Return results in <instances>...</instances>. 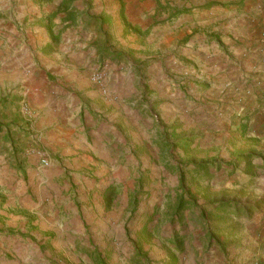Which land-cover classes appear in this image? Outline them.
Listing matches in <instances>:
<instances>
[{"label":"rangeland","instance_id":"rangeland-1","mask_svg":"<svg viewBox=\"0 0 264 264\" xmlns=\"http://www.w3.org/2000/svg\"><path fill=\"white\" fill-rule=\"evenodd\" d=\"M183 2L150 0L149 13L157 8L159 14L148 17L149 43L145 38H123L124 44L104 47L100 59L91 56L90 63L81 64L85 73H112L108 86L128 90L126 106L114 96L107 98L127 113L114 120L109 119L114 107L101 114L105 118L90 111L87 122L104 121L111 139L106 147L86 129L71 135V141L79 142L80 133L86 134L87 143L99 149L96 157L79 158L90 161V168L74 170L68 164L73 155L50 148L52 161L43 178L33 175L38 189L39 182L48 179V223L62 231L60 240L68 245L62 253L51 254L54 263L196 264V254L197 264H205L212 258L211 245L207 256L200 257L207 235L230 240L236 231L264 226L258 217L264 206L253 204L262 194L254 188L263 174L243 170L244 165L264 170V144L255 138L256 126H220L208 119L212 114L204 97L208 85L194 86L193 78L200 73H186L184 68L171 71L173 56L195 36L189 29L178 32L174 24L180 15L181 27L199 19L185 13L188 7ZM123 18L128 24L125 14ZM8 23L2 30L12 36L13 22ZM6 39L13 50L12 39ZM160 60L167 61V72L160 73ZM182 65L192 69L188 63ZM151 66L150 76L135 73ZM87 83L89 90L97 91L92 79ZM91 106L104 109L95 102L87 109ZM258 259L255 253L247 264Z\"/></svg>","mask_w":264,"mask_h":264},{"label":"crops","instance_id":"crops-1","mask_svg":"<svg viewBox=\"0 0 264 264\" xmlns=\"http://www.w3.org/2000/svg\"><path fill=\"white\" fill-rule=\"evenodd\" d=\"M64 1L0 0L4 18L0 21L1 30L6 20L13 22L10 25L14 29L12 36L5 33V28L0 31V264H63L54 263L51 256L62 253L68 245L60 240L62 231L48 223V179H42L38 189L33 175L43 178L41 174L47 168L39 166L42 159L49 164L52 161L50 148L73 155L68 164L78 170L90 168V161L79 158L91 159L99 151L96 145L87 143L86 134L104 141L105 147L111 144L104 121L89 123L88 117L91 111L98 118H105L101 114L110 113L109 108L113 107L109 119L126 115V110L122 113L119 104L107 98L114 96L126 106L128 90L108 86L112 73H105L102 89L92 85L97 91L89 90L87 80L94 73L82 71L81 64L86 60L90 63L91 56L100 59L104 47L124 44L123 38H145L149 43L148 17L159 14L157 8L149 13L150 0H75L67 9L61 7ZM183 3L188 7L185 13L199 19L181 27L180 15L174 24L178 32L189 29L195 36L182 52L173 56L172 73H179L181 68L187 69L186 73H200L193 78V85H208L204 94L212 110L208 119L220 126L253 124L255 138L264 144V0ZM200 32L203 36L196 37ZM7 37L12 39L13 50L7 46ZM75 46L89 48L75 51ZM183 62L192 69L184 67ZM159 65L160 73L170 69L166 60H160ZM152 71L153 66L135 73L150 76ZM93 102L104 109L91 106L88 110ZM85 129L88 131L80 133L79 142L70 140L71 135ZM245 166L243 170L249 175L263 174L254 188L255 193L262 194L253 204L264 206V170ZM261 212L258 217L263 218L264 224V207ZM67 228L66 224L64 230ZM221 240L207 235L202 250L197 249L202 257L212 246V258L205 264H247L255 253L259 258L256 264H264V226L236 231L230 240ZM193 262L197 264L196 254Z\"/></svg>","mask_w":264,"mask_h":264},{"label":"built area","instance_id":"built-area-1","mask_svg":"<svg viewBox=\"0 0 264 264\" xmlns=\"http://www.w3.org/2000/svg\"><path fill=\"white\" fill-rule=\"evenodd\" d=\"M263 43H264V37H263ZM105 77L106 75L104 73H100V72H97V73H94L92 75V82L98 86L99 88H103L104 87V83H105ZM42 166L44 167H48L49 166V161L47 159H42V162H41Z\"/></svg>","mask_w":264,"mask_h":264},{"label":"trees","instance_id":"trees-1","mask_svg":"<svg viewBox=\"0 0 264 264\" xmlns=\"http://www.w3.org/2000/svg\"><path fill=\"white\" fill-rule=\"evenodd\" d=\"M49 1H53V0H48V2ZM74 1L75 0H65L61 7L64 8V9H67L68 7H70L73 4ZM56 15H57V13L56 14H53L51 16V18L54 17V16H56Z\"/></svg>","mask_w":264,"mask_h":264}]
</instances>
